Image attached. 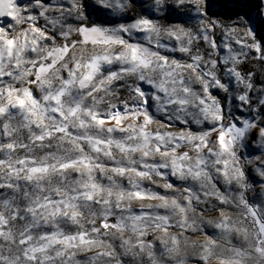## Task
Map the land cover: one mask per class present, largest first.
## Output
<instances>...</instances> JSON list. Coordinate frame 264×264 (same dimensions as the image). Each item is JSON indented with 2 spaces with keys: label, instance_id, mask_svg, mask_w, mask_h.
Listing matches in <instances>:
<instances>
[{
  "label": "snow or ice",
  "instance_id": "6c2138e0",
  "mask_svg": "<svg viewBox=\"0 0 264 264\" xmlns=\"http://www.w3.org/2000/svg\"><path fill=\"white\" fill-rule=\"evenodd\" d=\"M0 264H264V0H0Z\"/></svg>",
  "mask_w": 264,
  "mask_h": 264
},
{
  "label": "rangeland",
  "instance_id": "374dc122",
  "mask_svg": "<svg viewBox=\"0 0 264 264\" xmlns=\"http://www.w3.org/2000/svg\"><path fill=\"white\" fill-rule=\"evenodd\" d=\"M148 2V0H144V3H147ZM137 11L139 10L138 8L136 9ZM177 55H179V54H177ZM213 94L214 95H219V96H223V93H218V90H213ZM193 127H195V125H193ZM208 215H210V216H215L216 215V213H210V214H208ZM206 218H208L207 216H206ZM194 239H202V237H193Z\"/></svg>",
  "mask_w": 264,
  "mask_h": 264
}]
</instances>
